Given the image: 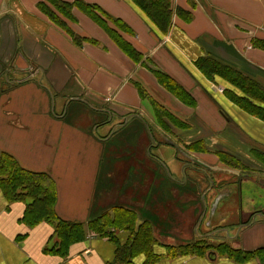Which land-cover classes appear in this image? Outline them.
<instances>
[{"label": "crops", "instance_id": "obj_1", "mask_svg": "<svg viewBox=\"0 0 264 264\" xmlns=\"http://www.w3.org/2000/svg\"><path fill=\"white\" fill-rule=\"evenodd\" d=\"M81 1L125 22L132 33L124 37L140 60L132 61L77 9L74 20L66 21L71 35L40 10L46 0H0V151L25 170L53 178L55 210L62 220L87 224L115 203L135 210L137 224L148 220L152 225L158 255L154 264H264L258 255L235 260L217 251L174 257L165 252L166 246L200 240L250 254L264 249V163L252 154V149L264 153V122L228 98L226 82L207 78L195 65L198 58L210 57L264 86V0H171L174 12L166 34L131 0ZM176 9L190 14V20ZM156 73L176 80L195 105L164 89ZM155 104L183 126L167 120L162 125ZM133 123L138 143L145 133L153 159L144 167L145 176L129 178L134 168L122 172L111 165L102 180L104 145ZM151 130L158 139H149ZM193 142L207 151H190ZM161 144L175 146L176 152L149 151ZM219 151L242 165H225ZM187 159L203 166L189 168ZM196 171L200 179L191 176ZM119 172L122 178H117ZM126 190L131 200L125 201ZM25 205L7 201L0 190V264L114 261V242L92 233L72 244L66 255L54 253V225L28 226L22 219ZM172 212L183 224L175 230ZM115 236L124 244L129 233L117 231ZM144 259L139 254L132 262Z\"/></svg>", "mask_w": 264, "mask_h": 264}, {"label": "trees", "instance_id": "obj_2", "mask_svg": "<svg viewBox=\"0 0 264 264\" xmlns=\"http://www.w3.org/2000/svg\"><path fill=\"white\" fill-rule=\"evenodd\" d=\"M162 33L166 34L171 25L173 9L171 0H131ZM40 10L50 20L60 26L66 32L73 34L67 22L73 21V9L86 14L92 21L100 26L110 39L134 62H138L141 54L126 40L125 34L132 33L130 27L120 19L104 11L96 4L85 3L81 0L67 2L63 0H46L39 5ZM183 20L189 21L190 14L176 9L175 11ZM67 21V22H66ZM74 40L80 43V39L74 36ZM198 69L209 79L219 78L228 84L224 90L228 98L239 108L248 114L264 122V86L256 80L249 78L233 67L223 64L210 57H200L195 61ZM159 83L178 100L186 105H195L190 93L176 80L164 73H156ZM140 92L144 91L139 87ZM155 115L160 123L167 120L176 126H183L180 120L165 110L159 104H155ZM163 125V123H162ZM187 148L190 151L205 152L207 147L201 142L190 143ZM254 157L264 163V153L252 149ZM223 163L227 166L242 165L230 154L218 152ZM0 190L5 199L25 202L23 221L28 226H34L41 222H49L54 225L53 238L56 240L51 250L59 255H66L72 244L84 240L87 233L94 236L106 237L114 242L116 249L112 264H133V258L144 254L142 264H154L158 255L154 253L156 239L153 236L152 225L148 220L137 224V212L133 209L114 206L110 212L105 211L90 219L87 224L65 221L60 219L55 210L56 189L53 178L44 172H32L22 168L9 154L0 151ZM125 231L129 237L124 244H120L115 232ZM167 256L202 255L206 252L217 251L227 254L235 260H245L250 256L258 255L264 259V249L250 253L233 250L228 244H220L216 247L200 240L193 243L166 246Z\"/></svg>", "mask_w": 264, "mask_h": 264}, {"label": "rangeland", "instance_id": "obj_3", "mask_svg": "<svg viewBox=\"0 0 264 264\" xmlns=\"http://www.w3.org/2000/svg\"><path fill=\"white\" fill-rule=\"evenodd\" d=\"M68 121H70L69 116H68ZM135 124L133 123L129 125L128 127H124L127 129L120 130L117 133H115L114 136H112L111 140L108 141L104 145L102 160H101V173H100L102 180L105 177L104 176L105 170L107 168H110L111 165H114L115 167L117 165L118 168L122 170V172L127 171L128 167H129L128 171L134 168L136 172L129 173L128 174L129 178L133 177V178H137L140 180L141 178L145 176L146 171L144 167L147 165L148 161L152 162L153 159H151L149 157V154H147L148 149L146 146L148 145V139L145 136V133L141 132L142 135L139 137L140 142L138 143L137 135H138L139 129H137V125ZM151 133H152V136L149 135V139L150 137L152 138L156 137V139L159 138V135L155 131L151 130ZM121 134L123 135L126 134V136L124 135L123 136L124 138H122L120 137ZM149 151L153 152L154 154H159L160 152H169V153L176 152V149H175V146H172L170 144H161L160 147H157V148L152 147L151 150ZM132 158H135L136 162L132 163L131 162ZM200 174H201L200 172H197L196 174L193 173L191 176L197 177L200 179L201 178ZM123 175H124L123 173L119 172V174L117 175V178H122ZM250 178L252 181L258 180L257 179L258 177L256 175H251ZM235 180H239L238 177L235 178ZM121 181L122 179L117 182H121ZM115 191H116L115 189H112V193H114ZM130 192H131L130 190L125 191V196H126L125 201L131 200ZM257 193H260L259 190ZM131 205L133 206V204ZM114 206H118V205L115 203L113 207ZM177 217H178V212L176 213L172 212V215L170 216V218L173 224L171 226L173 230H175L176 228H179L180 225H183L181 223V220L179 222L177 221ZM191 218L192 216L190 215L187 216V220H190ZM159 228L162 229L161 226ZM172 237H175V235H173ZM188 237L189 236H185L184 240L188 239ZM176 238L180 239L179 237H176Z\"/></svg>", "mask_w": 264, "mask_h": 264}, {"label": "flooded vegetation", "instance_id": "obj_4", "mask_svg": "<svg viewBox=\"0 0 264 264\" xmlns=\"http://www.w3.org/2000/svg\"><path fill=\"white\" fill-rule=\"evenodd\" d=\"M184 164L188 165L189 168H195V169L199 168V165H197L196 163L192 162L189 159L185 160ZM196 173H197V171L194 174H196Z\"/></svg>", "mask_w": 264, "mask_h": 264}, {"label": "water", "instance_id": "obj_5", "mask_svg": "<svg viewBox=\"0 0 264 264\" xmlns=\"http://www.w3.org/2000/svg\"><path fill=\"white\" fill-rule=\"evenodd\" d=\"M189 160H190V159H189ZM191 160H192V159H191ZM192 162L196 163V164L199 165V166H203V164H202L201 162L197 161V160H192Z\"/></svg>", "mask_w": 264, "mask_h": 264}, {"label": "built area", "instance_id": "obj_6", "mask_svg": "<svg viewBox=\"0 0 264 264\" xmlns=\"http://www.w3.org/2000/svg\"><path fill=\"white\" fill-rule=\"evenodd\" d=\"M218 90H219L220 92H222V91H223V88H222V87H218Z\"/></svg>", "mask_w": 264, "mask_h": 264}]
</instances>
